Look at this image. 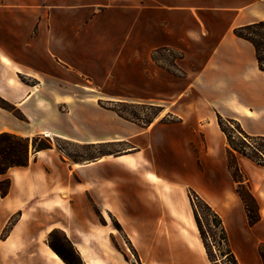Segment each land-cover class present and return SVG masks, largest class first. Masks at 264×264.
Instances as JSON below:
<instances>
[{"label": "crops", "instance_id": "obj_1", "mask_svg": "<svg viewBox=\"0 0 264 264\" xmlns=\"http://www.w3.org/2000/svg\"><path fill=\"white\" fill-rule=\"evenodd\" d=\"M258 21L259 0H0V98L25 118L0 108V134L131 146L112 164L71 165L52 147L10 168L0 197V264H64L51 248L53 233L83 264H132L99 228L104 214L141 264H204L189 214L173 203L190 208L188 189L220 217L239 264H261L264 167L234 155L261 217L249 226L216 116L264 136V72L252 45L233 34ZM158 48L182 54L183 77L151 60ZM107 87L124 91L106 102L159 106L175 121L142 128L94 106L93 89ZM158 188L169 191L162 208L151 203Z\"/></svg>", "mask_w": 264, "mask_h": 264}, {"label": "trees", "instance_id": "obj_2", "mask_svg": "<svg viewBox=\"0 0 264 264\" xmlns=\"http://www.w3.org/2000/svg\"><path fill=\"white\" fill-rule=\"evenodd\" d=\"M233 34L249 42L255 52L256 65L259 71L264 72V21H258L246 26L238 27L233 30ZM162 53H168L172 62L170 66H167L163 63L161 59ZM151 60L158 65L159 67L165 69L170 74L175 77H183L185 73L176 66V61L182 58V54L177 50L171 48H158L152 50L150 53ZM121 104L125 103H111L110 108H105L114 112L118 117L128 120L133 123H137L140 127H148L162 111V108L159 106L153 105H138L140 107H148L156 110V113L148 119L141 121L137 117L133 120L125 118L118 107ZM0 108L6 111L13 113L18 119H25L21 112L16 109L15 106L5 102L0 98ZM217 116V124L220 131L223 133L226 139L228 154L231 156V160L227 159V169L236 183L235 192L239 199L241 200L246 214L247 224L249 226L254 225L260 220V215L258 212V205L250 192L249 186L236 165L235 153L247 158L254 164L264 167V136H250L247 135L239 126V124L232 119L222 118L219 114ZM166 119H162L161 123H172L174 122L171 116L168 114L165 116ZM232 134H236L238 138V143L233 142ZM39 140L41 143L36 144V141ZM69 143L67 140L60 139ZM19 142L21 144H19ZM94 146V145H87ZM52 144L49 138L34 136L32 138H22L16 135L2 133L0 134V183L1 180L5 182L3 189L0 188V197H4L9 190L10 180L6 177L7 171L10 168H22L27 166L29 161L30 150L33 152H39L47 149H51ZM60 152L63 151L58 148ZM188 198L193 201H197L211 216L212 223L216 229L214 237H212L213 242L216 244L217 250L221 258L223 259L221 263L215 258V255L211 251L207 244V237L201 222L193 210V216L196 223V228L199 234L200 241L205 251V255L209 264H239L235 254L233 253L229 240L227 237L226 230L223 226V223L220 217L192 190L188 189ZM115 228L118 231H121V228L118 224L115 225ZM51 248L54 252L61 258L64 264H75L72 260L64 257L59 251H57L54 246L51 244ZM71 256L76 261V264H83L79 256L75 251L69 246ZM258 255L261 261V264H264V243L258 245Z\"/></svg>", "mask_w": 264, "mask_h": 264}, {"label": "rangeland", "instance_id": "obj_3", "mask_svg": "<svg viewBox=\"0 0 264 264\" xmlns=\"http://www.w3.org/2000/svg\"><path fill=\"white\" fill-rule=\"evenodd\" d=\"M161 59L163 63L167 66H170L172 62V58L168 53H162L161 54ZM123 89L119 88H112V87H107L104 88L103 90H95L93 89V105L94 106H99L103 108H110L112 105L111 103L106 102L104 98L106 97H112V96H117L120 93H123ZM101 100V101H99ZM164 108L167 107V104L163 105ZM119 111H121L122 115L130 120H133V118L137 117L141 121L144 119H148L152 116V114L156 113V110L153 108H148V107H140L136 104H131V103H125L121 104L118 107ZM166 114L165 112H162L157 120L155 122H160L162 119H166ZM173 121H175L174 118H172ZM44 137V136H41ZM233 137V142L235 144L238 143V138L236 134H232ZM52 147H55L57 150L60 148L63 151V156L65 157L66 161L69 164H87L90 162H93L97 159L103 158L106 160L108 163L112 164L111 162H115V157L118 155L125 153V151L129 150L131 146L128 144L122 142V143H107V144H100V145H94V146H87V145H82L79 143H72V142H65L60 139H50ZM41 142L39 140L36 141V144H40ZM19 144H21L19 142ZM128 152V151H127ZM32 154V151L30 150L29 157ZM228 161L231 160V156L228 154L227 155ZM5 186V182L1 180L0 183V188L3 189ZM154 191V190H153ZM167 194H169V191L166 188H158L156 191V197L154 195H151V203L153 206L157 208H162L165 206V202L167 200ZM186 194L188 197V191L186 190ZM157 199V200H156ZM190 208L188 207L187 203L185 200H180L175 198L173 200V203L175 204V207L177 209V212L182 215L185 214L188 216L189 214V219H190V229H191V235H192V240L197 244L201 246L203 249V263L204 264H209L207 257L205 255L204 248L202 246V243L199 238V234L196 228V223L195 219L193 216V210L195 211L196 215L198 216L201 225L203 227V230L205 231L206 237H207V244L209 248H211V251L215 255V258L218 260L219 263L222 262V258L218 253L216 244L213 242L212 237H214L216 229L213 226L212 223V218L209 215V213L197 202L193 201L188 198ZM64 218H56V223L59 220H63ZM109 222V228L105 229L102 228L103 226L106 225V221ZM53 223L48 222L47 226L45 227V230L48 229L50 225ZM99 228L101 230H105V233L108 232V230L111 231V236L108 240L111 249L115 253L116 256L120 257L121 259L125 261H130L132 264H141L140 260L137 257L136 252L128 245L127 241L124 239L123 234L118 232L115 229V225L117 224L112 217L108 219L107 215L104 214V219L99 218L97 222ZM8 231V230H7ZM7 231L3 233V236L7 234ZM52 245L54 248L59 251L64 257L68 258L69 260H72L73 263L76 264V261L73 259L70 253L69 245L66 243L65 239L60 233H53L52 234ZM47 239V238H46ZM55 254V253H54ZM57 257H59L57 254H55ZM59 259H61L59 257ZM62 261V260H61ZM241 264H243L240 261Z\"/></svg>", "mask_w": 264, "mask_h": 264}, {"label": "bare ground", "instance_id": "obj_4", "mask_svg": "<svg viewBox=\"0 0 264 264\" xmlns=\"http://www.w3.org/2000/svg\"><path fill=\"white\" fill-rule=\"evenodd\" d=\"M179 220H181V222H183L184 223V229H186V230H189V223L184 219V218H182V216L179 218ZM191 233V232H190ZM190 233H189V231H188V233H187V235H189V238H190ZM185 236H186V233H185ZM185 242V241H184ZM193 245V244H192Z\"/></svg>", "mask_w": 264, "mask_h": 264}, {"label": "built area", "instance_id": "obj_5", "mask_svg": "<svg viewBox=\"0 0 264 264\" xmlns=\"http://www.w3.org/2000/svg\"><path fill=\"white\" fill-rule=\"evenodd\" d=\"M259 1L264 2V0H259Z\"/></svg>", "mask_w": 264, "mask_h": 264}]
</instances>
